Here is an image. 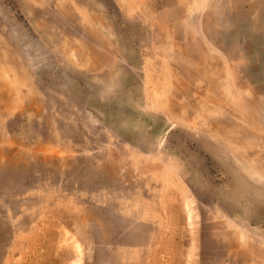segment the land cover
I'll return each mask as SVG.
<instances>
[{
  "label": "rangeland",
  "instance_id": "obj_1",
  "mask_svg": "<svg viewBox=\"0 0 264 264\" xmlns=\"http://www.w3.org/2000/svg\"><path fill=\"white\" fill-rule=\"evenodd\" d=\"M0 264H264V0H0Z\"/></svg>",
  "mask_w": 264,
  "mask_h": 264
}]
</instances>
